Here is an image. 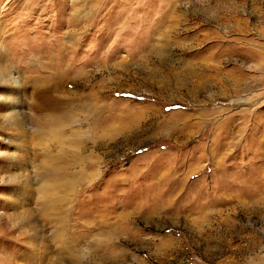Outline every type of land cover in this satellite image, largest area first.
Returning a JSON list of instances; mask_svg holds the SVG:
<instances>
[{
    "label": "rangeland",
    "instance_id": "1",
    "mask_svg": "<svg viewBox=\"0 0 264 264\" xmlns=\"http://www.w3.org/2000/svg\"><path fill=\"white\" fill-rule=\"evenodd\" d=\"M214 1L0 0V71L18 94L7 104L0 79V264H264V63L225 56L248 87L194 89L199 28L225 33L203 18ZM218 1L264 44V0ZM41 82L57 85V145L31 122ZM48 158L58 183L39 176Z\"/></svg>",
    "mask_w": 264,
    "mask_h": 264
},
{
    "label": "bare ground",
    "instance_id": "2",
    "mask_svg": "<svg viewBox=\"0 0 264 264\" xmlns=\"http://www.w3.org/2000/svg\"><path fill=\"white\" fill-rule=\"evenodd\" d=\"M229 5L230 4H227L225 2H219L218 0H215L210 8H209V6L205 9L203 8V14L202 15H203V18L205 21L213 23V24H217L218 26H223L225 24L224 26H226V27H225V33H222L220 30H218L217 27L209 28V27L203 26L205 29H202L203 27L199 28L200 31L203 32V35H202L203 38H202L200 43L198 42L199 46L202 43L205 45L202 46L203 48L201 47V49H199V52H194V54H193L194 59H196V60L200 59V61L198 63H196V67L199 69V73L201 75L199 77L197 75L194 77L197 80H199L198 81L199 83L195 86L194 89H199L200 87H207V86L217 87L218 92L224 93L223 92L224 89L227 90L230 86H233L236 88V90H232V91L236 92V91H238L237 89L241 85L246 84L245 85V88H246V87H248L249 81H250V83H251V81H253V80H251V79H253V78H251V76L246 75L247 70H249L248 65L251 66V64H252L251 68H253L256 66L255 64H257V66H261V64L264 63V44L256 42L257 40L255 41L254 39H251V37L248 36L247 27L245 26L244 23H242L243 22L242 19L239 20L233 16V14H232L233 9ZM254 6H256V5H254ZM202 7H204V6H202ZM234 7H236V6H234ZM239 23L243 24V28L238 27ZM246 25H247V23H246ZM226 34L235 35L237 38L226 37L225 36ZM192 47H194V45ZM0 48H1V46H0ZM230 51H234V54H228ZM225 56L230 60L234 59L236 56H240L242 58V62L246 63L244 65L245 66L247 65V68H245L247 70L232 68L228 72L225 71V68H222V64H220L221 59ZM0 58H1V60H3L2 56ZM52 59H53V57H52ZM262 68H263L262 70H264V67H262ZM9 74H10V70L5 65L2 69V71H0V79L1 78L2 79L7 78V80H5L4 83H6L10 86V87H7V90L4 91V94H3L4 95L3 98L6 100V103L8 101H10L12 98H16V96L18 95L17 92H15L17 90V88H15L16 87L15 83H13V81H11L12 76H9ZM39 74L44 75L43 71H42V73H41V71H39ZM192 75H194V74H192ZM48 76L52 77V78L54 77L55 79H57V75H56V77H55V75H51V74H49ZM256 82L259 85L261 84V82L263 84L264 83V75H263V78H261L260 80H258ZM47 83L49 84V82H47ZM56 83H57V81H56ZM41 84H42V82L40 83V85ZM44 87H46V86L44 85V86H42V88L38 87L34 90V96L36 95L38 103H33L32 106H33L35 113L37 112L38 114L31 118V122L36 127L35 129H36V132H38L39 136H42V137L45 135L50 136L53 140V144L57 145L58 143L64 142V139H63V136L61 133L63 122L61 121L60 118H58L57 99H54V97L51 94L52 90L54 91L53 88L57 89V85H52L50 88L46 87L45 89H43ZM18 91H19V89H18ZM16 100H18V99H16ZM7 104H9V103H7ZM8 106H9L10 110H13V109L16 110V109L20 108L19 111H21L23 104L20 101H12V103H10V105H8ZM44 110L46 111V114H41V112ZM13 115H14V113L10 116V119L13 118ZM238 116L243 117V119L251 120L253 125L254 124H258V126L261 125L260 120L258 121V119L256 118L257 116L255 115V111L251 112L249 110H246V112H243V113L239 112ZM232 117H234V116H232ZM232 117H231V119H232ZM64 121L69 122V119H65ZM71 123L70 124L67 123L66 125H64V127H68V126L72 125ZM263 123H264V121H263ZM243 128H244V125H241V126L239 125L237 129L240 132H242ZM22 129H23V127H22ZM217 129H224V127H223V125H221L220 128H217ZM234 134L236 135V133H234ZM261 138L264 140V132L261 135ZM89 139L88 140L85 139L84 141H82V140L80 141L79 137H78V140L76 142V149L79 145L83 146L84 144H86V142L89 141ZM224 140L225 139H222L220 141L219 147L225 145ZM71 141H73V140H71ZM70 144L73 148L74 147L73 142H71ZM81 148H79L78 149L79 151L75 154V158L78 161L77 164H81V162L84 159L82 157V154H81L82 152L80 153V150H82ZM218 150H219L218 153H220L222 151L221 148H219ZM213 152L211 151V155L216 156V159L219 156V158H218L219 160L216 163V166L220 167L225 160L224 157L226 156V153H222L219 155L218 153H213ZM49 159L50 158L46 159L42 163V165L40 166V172L41 173L39 174V176L41 177L42 181H49V182H53V183H58V178H60V179L62 178V174H64V171L60 170L59 169L60 167L58 168V162L53 161L51 159L49 160ZM221 161H222V163H221ZM222 171H224V170H222ZM55 187H57V186H55ZM46 200L48 201L46 208L49 209L51 207L52 210H55L56 209V203H58V197H56L55 195H52L49 199H46ZM8 222H10V221H8Z\"/></svg>",
    "mask_w": 264,
    "mask_h": 264
}]
</instances>
